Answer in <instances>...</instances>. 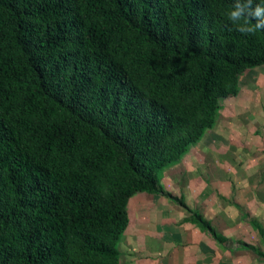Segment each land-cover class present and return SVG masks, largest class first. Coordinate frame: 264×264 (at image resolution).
Here are the masks:
<instances>
[{
    "label": "trees",
    "instance_id": "1",
    "mask_svg": "<svg viewBox=\"0 0 264 264\" xmlns=\"http://www.w3.org/2000/svg\"><path fill=\"white\" fill-rule=\"evenodd\" d=\"M232 5L0 0V264H118L124 201L166 195L157 170L264 65Z\"/></svg>",
    "mask_w": 264,
    "mask_h": 264
},
{
    "label": "rangeland",
    "instance_id": "2",
    "mask_svg": "<svg viewBox=\"0 0 264 264\" xmlns=\"http://www.w3.org/2000/svg\"><path fill=\"white\" fill-rule=\"evenodd\" d=\"M156 173L166 195L122 204L118 264H264V65L241 73L214 126Z\"/></svg>",
    "mask_w": 264,
    "mask_h": 264
},
{
    "label": "clouds",
    "instance_id": "3",
    "mask_svg": "<svg viewBox=\"0 0 264 264\" xmlns=\"http://www.w3.org/2000/svg\"><path fill=\"white\" fill-rule=\"evenodd\" d=\"M228 19L243 35H254L257 30H264V3L254 0H233Z\"/></svg>",
    "mask_w": 264,
    "mask_h": 264
},
{
    "label": "crops",
    "instance_id": "4",
    "mask_svg": "<svg viewBox=\"0 0 264 264\" xmlns=\"http://www.w3.org/2000/svg\"><path fill=\"white\" fill-rule=\"evenodd\" d=\"M243 249H244V248H243ZM140 263H141V264H148V262H147V261H144V260H143V261H140ZM170 264H171V261H170Z\"/></svg>",
    "mask_w": 264,
    "mask_h": 264
}]
</instances>
